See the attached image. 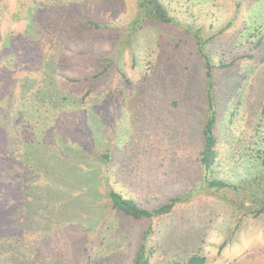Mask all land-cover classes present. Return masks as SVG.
Segmentation results:
<instances>
[{
	"label": "rangeland",
	"instance_id": "1",
	"mask_svg": "<svg viewBox=\"0 0 264 264\" xmlns=\"http://www.w3.org/2000/svg\"><path fill=\"white\" fill-rule=\"evenodd\" d=\"M159 1L172 21L143 19L128 37L140 18L138 0H0V158L12 163L0 169V194L15 202L31 199L26 191L33 189L43 234L56 224L46 218L66 205L61 198L91 196L78 188V172L96 181L101 170L100 191L110 186L149 209L205 183L183 130L193 123L189 142L199 144L204 71L195 36L212 38L215 62L228 66L220 78L212 177L236 190H199L192 203L160 219L126 226L118 216V229L130 233L126 264L149 226L151 264H184L192 253L209 264H264V211L256 214L264 207V0ZM102 55L117 59L109 70L96 60ZM189 94L196 103L186 110L181 102ZM101 153L111 158L105 167L95 162ZM255 181L260 185L252 188ZM69 215L70 207L61 218ZM12 227L1 225L0 234ZM64 240L73 246L67 257L77 258L76 243ZM93 254L78 264H89ZM48 256L42 248L41 257Z\"/></svg>",
	"mask_w": 264,
	"mask_h": 264
},
{
	"label": "trees",
	"instance_id": "2",
	"mask_svg": "<svg viewBox=\"0 0 264 264\" xmlns=\"http://www.w3.org/2000/svg\"><path fill=\"white\" fill-rule=\"evenodd\" d=\"M138 8L140 18L135 20L131 27L132 31L129 30L128 32V37H132L134 33L133 29H135L137 24L138 26L141 25L143 19H150L160 24H167L172 21L167 8L159 0H138ZM71 16L72 15L68 16V20L72 18ZM89 24L100 27L99 24L92 21H89ZM195 37L197 38L196 45L199 48L198 53L201 57L204 71V80L201 84L202 88L200 92V95L203 97V114L201 116V121L199 119L200 123L197 128L199 144L194 146L192 140L189 142L190 132L194 130L193 123H186L183 136L187 137V147L193 146L194 148L192 147V149H195L197 152L194 157L196 162L195 167L200 173H204L202 179L205 183L193 185L190 190L184 189L176 196L169 198L165 202L157 203L155 208L149 209L139 204L135 199L125 197L110 186L100 191L103 184L102 182L100 185L101 170L96 173V181L91 180L92 175L87 181L86 178L78 172L79 180H77V182L78 184L81 182V185H77L78 188H81L80 190H84V192L87 190L91 196L89 198H82L83 192L78 195L69 192V197L61 198V204H66L63 206L64 210L70 207L73 215L65 216L66 220L62 219L61 217L64 215V210L60 208L59 213L56 212L55 214V216L57 215L56 217L53 219L49 217L46 218L48 223L50 221H55L56 224L54 226L50 223L48 228L44 227L43 234L38 233L40 222L38 221L39 218L36 216L35 210L40 198H37L32 193L34 190L30 189V191H26L31 195V199H29L26 194L15 202H13L14 200H11L12 197L9 198L8 194L5 192L4 195L0 194V226L11 224L13 227L11 230L8 228L5 231H3L4 228L1 229L3 232L0 234V264H78L80 258L85 256L86 252H88V254L91 252L94 253L92 257L88 258L89 264H126V255L128 254V247L130 244V238H128V236L130 233H127L128 227L118 229V224L122 226L118 216L124 218V224L126 226L135 221L160 219L172 215L179 206L192 203V198L194 195H197L199 190L209 189L216 192L228 189L236 190L225 181L212 177L213 168L217 161V129L220 122L219 113L221 112L220 100L223 99V95H221L223 88L221 89L219 87L220 78L222 77V72L227 69L228 66L222 62H215L209 49L212 38H203L200 35ZM129 40L131 42V39ZM96 60L99 64L106 62L108 65L106 70H109L117 59H113L110 56L103 57L102 55L98 56ZM177 83L176 81L172 85L176 86ZM90 86L94 88L95 83L92 82ZM152 86L153 85L149 84L146 91H149ZM91 87L90 91H93ZM153 89L158 93L156 88ZM164 90L165 89L159 88V92H163ZM176 90L180 92L183 91V89L181 90L179 88ZM186 92H192L189 86L186 88L185 95ZM190 94L186 96L184 102H181V105L185 106L186 110H191L196 103L192 97L189 98L191 96ZM148 101L150 102V100ZM177 103L178 101H175V104ZM89 124L91 127L93 126V124ZM184 147V151H186L187 147L185 145ZM155 158L156 156H149V160H146V162L149 163V165L151 164L156 170L159 168V164H157ZM110 159L108 153H101L99 157L96 156L95 162L105 167V164H107V162L109 163ZM5 160L4 158H0V166L2 165L3 167L0 168L1 172L8 171V166L12 165L7 156ZM56 166H58L57 163L55 164V167ZM183 176H185V174ZM80 178H85V180L82 182ZM3 179L4 181L6 179L8 180L9 176L6 174ZM68 184L69 182H67V185ZM160 184H162V180H160ZM259 185L260 183L255 181L252 183V188L259 187ZM48 193H50V191H48ZM80 199H83V208L80 206ZM104 200L106 201L104 202ZM10 208L12 209L11 215L9 214ZM263 211L264 207L256 212V214L259 215ZM111 212L113 214H110ZM101 213L103 214L99 215ZM50 226L53 227V230ZM153 233V227L149 226L148 229L139 235L131 264H151V259L153 257L151 238ZM68 237L76 243L77 258L67 257V253L73 248V246H70L64 240ZM52 238H55L54 240L60 243L59 253L57 255L53 253L54 251L52 252ZM83 238L84 242L82 240ZM44 247L48 248V257H41L42 248ZM184 264H209V262L205 255L192 253L187 256Z\"/></svg>",
	"mask_w": 264,
	"mask_h": 264
}]
</instances>
